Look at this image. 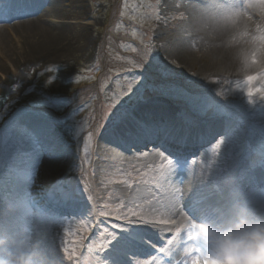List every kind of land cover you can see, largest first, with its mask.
<instances>
[{"label":"rangeland","instance_id":"1","mask_svg":"<svg viewBox=\"0 0 264 264\" xmlns=\"http://www.w3.org/2000/svg\"><path fill=\"white\" fill-rule=\"evenodd\" d=\"M154 3L155 0H83L86 15L82 17L75 13V4L65 0L66 11L75 14V18L46 19L53 23L87 25L86 37L93 40L87 54L72 53L69 64L36 63L23 70L5 64L0 68V213L9 206L21 207L24 211L17 219H28L29 227H35L38 234L45 237L46 248L60 263H63L62 242H67L70 253L74 248L77 257L88 264L91 258H96L91 257L96 254L92 245L102 239L100 233L107 222L119 223L117 216L141 210L137 207L141 202L118 200L120 197H116L114 190L160 191L154 187L157 177L166 169L160 167L167 163L162 156L149 163L136 158L134 162L120 163L116 167L111 164L101 171L94 165L95 141L107 124L124 125L135 107L147 101L158 100L171 108L177 126L188 133L197 131L202 123L209 124L215 131L206 132L211 138L186 156L176 152L171 156L160 151L173 161L172 182L183 185L196 170L190 162L200 159L207 165L211 159L210 146L221 137L225 139L207 181L198 186L189 199L201 190L216 187L218 194L227 199L221 206L223 212L228 213L232 201L225 177L231 174L234 181L231 187L242 194L241 201L264 211V185L254 189L236 182L238 176L246 178L255 171L264 181V113L259 112L260 104L250 107L239 93L226 99L216 96L214 89L218 86L206 84L199 78L203 60L193 57L187 69L179 68L177 62L168 57L173 45V40L172 45L166 40L172 33L170 26L151 19ZM163 3L164 0L158 6L160 14L167 16L173 6ZM79 32L80 29L72 34L76 37ZM157 33L162 34L161 40ZM12 36L16 43L17 38ZM79 44H83L82 41ZM150 45H155L151 61L142 67L143 61L149 59L146 50ZM19 78L23 79L21 86ZM182 116L191 124L182 121ZM133 121L143 128L146 126L143 120L133 117ZM32 122L37 126L36 132L30 126ZM42 122L62 128L73 159V168L64 177L51 176L49 162L55 146L39 135ZM165 122L160 115L156 117V125ZM213 125L219 128L216 130ZM131 130L126 129L129 135ZM134 131L142 133L141 128ZM119 140L130 154H146L150 150L149 142L140 141L138 147L135 141L129 144L123 135ZM30 190L34 192L32 197L28 196ZM49 203L52 206H46ZM194 206L189 211L200 218V207ZM217 208L211 206L206 209L209 212H205L210 214ZM143 210L148 211L145 206ZM99 212L105 213L104 223L98 221ZM77 220H88L90 225L87 222L74 224ZM15 227L11 221L5 224L0 217V231H12ZM64 227L68 228L66 236ZM138 233L139 229L126 225L124 231L117 233L114 254H102V260L96 259L107 264H137V261L144 264L147 256L162 244V239L155 235L154 241L147 239L151 241L148 243Z\"/></svg>","mask_w":264,"mask_h":264},{"label":"clouds","instance_id":"2","mask_svg":"<svg viewBox=\"0 0 264 264\" xmlns=\"http://www.w3.org/2000/svg\"><path fill=\"white\" fill-rule=\"evenodd\" d=\"M161 2L155 0L152 5L151 19L170 26L175 41L171 51L203 60L205 70L199 78L206 84L217 85L214 92L221 99L239 93L250 107L264 105V0H170L173 10L167 16L160 14ZM5 3L6 0H0V6ZM154 49L155 45H150L146 50L149 59L143 61L142 67L151 61ZM224 144L221 137L212 145L207 165L200 159L190 162L195 172L190 173L183 185L175 184L168 189L171 203L167 207L144 211V204L156 201L160 191L146 193L149 198L137 206L141 210L117 216L119 223L108 221L100 233L102 239L92 248L104 253L127 225L160 234L163 244L156 250L161 257L170 259L173 250L179 248L178 264H264V211L241 201L242 194L231 187L234 183L231 174L225 177L232 201L228 213L214 209L212 215L196 218L187 207V198L207 181ZM166 162V169L155 181L157 190H162L161 181L172 170V159L167 156ZM23 211L19 206H9L0 213L5 224L11 221L16 225L12 231H0V264H60L46 248L45 237L35 227H29L28 219H17ZM86 222L90 225L88 220H77L74 224ZM63 233L67 235V227ZM65 248L66 243L62 242L63 264H85L76 253L66 252ZM88 264L107 262L93 258ZM146 264L165 262L153 256Z\"/></svg>","mask_w":264,"mask_h":264},{"label":"bare ground","instance_id":"3","mask_svg":"<svg viewBox=\"0 0 264 264\" xmlns=\"http://www.w3.org/2000/svg\"><path fill=\"white\" fill-rule=\"evenodd\" d=\"M64 1L65 0H35V2H31V0H6V3L0 6V68H4L6 65H12L19 70H23L26 66L36 63L64 62L65 64H69L71 62L72 53L85 52L87 54V50L93 42V40H88L86 37L87 25H80V23L68 24L65 21L53 23L46 19L48 17H56L61 20L68 19L69 17L75 18V14L71 15V13L66 11L65 5L63 4ZM82 1L83 0H69V2L75 4V13L83 17L86 15V11ZM163 5L173 6L170 0H164ZM78 29H80V32L76 34L75 37L72 33ZM12 34L17 38L16 43L12 41ZM157 38L161 40L162 34L157 33ZM166 40H169V44L172 45V33L167 36ZM80 41H82L83 44H79ZM17 43L19 45H17ZM174 44L175 41L173 40V45ZM168 57L177 62L179 68L183 70L187 69L188 65L193 62V57L189 59L186 58L185 55L179 52H172L171 50L168 53ZM204 70L205 67H201L198 74L202 73ZM22 80L21 78L18 79L20 86ZM258 108L260 113H264V105H258ZM158 115H160L164 121L166 120L165 124L156 125L158 124L156 123V117ZM133 117L143 120L146 126L143 128L136 125L133 121ZM173 118L174 111L171 108L158 100H152L147 101L145 105L136 106L132 116L127 117L124 121V125L113 126L110 123L107 124L94 145L93 157L96 169L101 171L111 164L116 167L120 166V163H131L134 162L136 158L142 159L146 163L158 161L161 157L160 151L171 156L174 152L180 154H182L183 151L194 152L197 147H200L211 138V135H205L206 132H215L213 128H211L212 130L210 129L209 124L206 123L205 125L202 123L197 131L188 133L184 131L183 128H179ZM47 125L48 124L42 122L38 133L41 137L48 138L51 145L55 146L49 162V169L52 178H61L64 177L66 172L73 168V159L69 146L62 133V128H57L52 124H49V126ZM134 125L135 129L133 128ZM30 126L35 131L37 126L33 122L30 123ZM212 127H216V130L219 128L215 125ZM137 128H141L142 133L134 131ZM126 129H129V131L132 129L130 135ZM121 135L125 136L129 144L135 141L138 147L140 146V141L149 142V152L145 154L140 151L139 153L142 154H130L119 140ZM153 138H155V140ZM151 146L154 147L151 148ZM155 148H160V150ZM210 148L212 149V146H210ZM258 174L259 172L256 171L253 173V176L250 175V183L264 185V181L260 180ZM173 176L174 174L172 172H168L157 200L152 204H144L148 211H151L153 208H165L171 203L168 189L172 185L178 183L177 181L172 182ZM262 176L264 177V174H262ZM31 191L32 190L28 193L29 197L34 195V192ZM114 191H117L116 197H120L117 198L118 200L123 198V200L127 202L143 203L145 199L149 198L141 189L124 191L122 188H119ZM218 192V189L214 187L213 190H201L191 199L187 198L186 204L188 210L195 207L194 205L199 206V212L202 213V215L199 216L200 218L203 215L207 216L213 214L205 212L208 211L211 206L213 208L218 207L217 210L223 212L224 207L222 208L221 202L224 201L226 203V200H224ZM45 198L46 196H43V199ZM45 205L46 204H44V206ZM46 206H52V203ZM37 208L40 210V207ZM138 234L153 241L155 235L160 236V234L150 229H139ZM161 243L163 244V240ZM111 253L114 254L112 249L103 255H110ZM153 256H155L158 261L163 260L165 264H178V262H180V249H174L170 259L168 257H161L158 251L155 250L154 253H151V256H147L144 264ZM99 259L102 260V257H99Z\"/></svg>","mask_w":264,"mask_h":264},{"label":"snow or ice","instance_id":"4","mask_svg":"<svg viewBox=\"0 0 264 264\" xmlns=\"http://www.w3.org/2000/svg\"><path fill=\"white\" fill-rule=\"evenodd\" d=\"M31 2H35V0H31ZM217 147H219V145H217ZM162 160H166V156H162ZM160 167H161V169H163L164 167H167V163L166 164L162 163ZM65 243H66L65 251L70 253L69 247L67 246V242H65ZM73 243H75V242H73ZM71 253H75L74 248L72 249Z\"/></svg>","mask_w":264,"mask_h":264}]
</instances>
